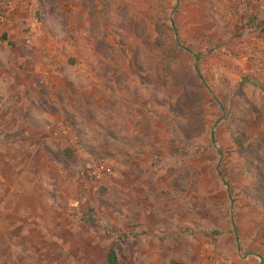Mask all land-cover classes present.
Here are the masks:
<instances>
[{"label":"rangeland","instance_id":"1","mask_svg":"<svg viewBox=\"0 0 264 264\" xmlns=\"http://www.w3.org/2000/svg\"><path fill=\"white\" fill-rule=\"evenodd\" d=\"M111 252L264 264V0H0V264Z\"/></svg>","mask_w":264,"mask_h":264},{"label":"trees","instance_id":"2","mask_svg":"<svg viewBox=\"0 0 264 264\" xmlns=\"http://www.w3.org/2000/svg\"><path fill=\"white\" fill-rule=\"evenodd\" d=\"M4 39H6L5 36H4ZM223 181H224V182L226 181V180H225V177L223 178ZM110 262L113 263V264H116V263H117V259H116V257H115L114 252H111V253H110ZM170 264H178V263L175 262V261H172Z\"/></svg>","mask_w":264,"mask_h":264},{"label":"built area","instance_id":"3","mask_svg":"<svg viewBox=\"0 0 264 264\" xmlns=\"http://www.w3.org/2000/svg\"><path fill=\"white\" fill-rule=\"evenodd\" d=\"M102 169V171H104L105 170V168H101Z\"/></svg>","mask_w":264,"mask_h":264}]
</instances>
